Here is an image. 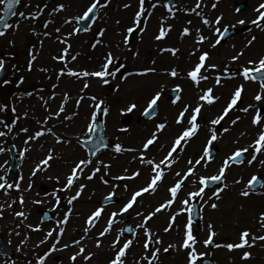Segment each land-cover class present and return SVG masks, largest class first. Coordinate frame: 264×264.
Returning <instances> with one entry per match:
<instances>
[{"label":"bare ground","instance_id":"6f19581e","mask_svg":"<svg viewBox=\"0 0 264 264\" xmlns=\"http://www.w3.org/2000/svg\"><path fill=\"white\" fill-rule=\"evenodd\" d=\"M54 1L56 2L53 3ZM236 1L240 0H225L224 5H228L229 7L230 5H234ZM246 1H248L250 7L248 9L251 12L253 10L251 8V4L254 1ZM177 2V10L175 11V15L171 16L167 11H164L161 6L159 7L157 5L155 9H151L150 4L155 3V0H145V7L149 12H151V15L147 16L146 24L142 20L141 27H144L145 30L143 32H140L139 30L135 31L136 40L134 41L133 45L126 46L123 43L124 36L126 35V29L132 26L134 14L136 12L132 10V7L135 3L134 0H110V3L104 8L103 16H98L90 31L84 35L75 33L70 37L67 36V38V33L72 32L73 30L70 29V23H64L65 20H68L66 14L74 13L75 16H77L79 13V7L85 3L84 0H24L19 12H24L26 16L29 13L36 14L38 10H42V12L41 14L37 15L36 19H31L30 17L24 19L18 16L15 21L13 33L8 38L2 39L3 48L7 54L12 52L18 54L16 67L12 74L18 79V82L15 85L16 92L7 98L6 105H8L9 123H11V121L16 117H19V119L13 126L12 132L8 133L6 137H0V143H7L10 140H14L16 144L18 143L17 145L19 152H24V155L22 156L19 176H9L5 171L0 154V166H3L0 167V176H6V179L9 183H14L19 180L21 176L23 177L22 180H19V190L15 188L9 189L7 195L4 194L3 190H0V205H5L3 208V216L0 217V227H10L11 230L9 232V238L11 240L15 239L16 242V246L14 248V252L16 254L15 261L11 263L0 256V264H33L36 261V254L43 250L49 242L48 237V239L43 244L40 243V241L45 239V236L48 233L46 229L40 227L38 231H32L28 228V225H33L34 227L36 226L37 219L35 215V209L42 203H35V201H38L37 198H39V195L36 193V185L43 181L49 184H52L54 181L59 183L67 173L70 161L74 157L82 155V153L76 147V138L69 134V132H65L62 129V124L60 123L63 122V116L61 117L60 114L59 117L52 116L51 118H48V114H46L48 112L46 109L47 104L50 105V107L56 104L53 101H50V98L55 96L54 95L51 97L53 91L56 93L57 98H55V100L58 102L63 101L61 99L60 93L62 91L68 92L70 97L67 99V102L64 105H69V116L74 119L73 125L71 127L72 132L75 135H80V133L83 132V127L86 125L84 122L86 120L85 114L90 108V102L86 99V95L90 90L93 92L97 91L99 89V84L102 83L101 79L99 80V83L97 79L88 77V81L85 82L89 84V87L84 89V84L82 85V82L77 79L78 77L64 75L57 79L58 71L60 68L64 67V64L59 60L53 59V57L60 55L61 49L66 47V45L59 42L57 37L67 39L71 44L70 52L77 56L76 60L72 64L86 62L84 64V68H86L87 71L92 67L94 68L91 71L99 70V58L101 56L107 55L109 52H111L113 56L117 57V60L127 61L129 62V65L142 66V68L130 72L127 75V78H125L127 83H123L121 88L118 90L115 87L112 88V86H117L116 82H114V78L106 77V79L109 80V83L103 84L105 95H107L105 102L107 106H114V109L112 112H110L109 108H107L108 112L103 118V121L105 128L107 131L109 130L112 135H123L122 133L125 132L121 130L117 123L119 108L115 105H120L122 99L126 95L131 94L133 90H135V95H138L140 98L142 96L140 95L142 90H146L148 87H153L154 84L158 85L159 83L164 82L166 80L165 77H168L165 72L166 69H177L179 76L173 79H176L178 83L184 86V91L196 89L201 90L212 87L213 90H215L214 95L218 97L216 102H219V100L222 101L223 98L227 97V95L234 91L232 88L234 82H241L242 76L238 70L232 72V81L228 80L227 82H222V84L220 83L219 85L214 84L216 83V76L219 75L222 80V75L224 76L226 70L229 71V69L232 68L234 61H225L223 56L220 54L221 49H219L217 45L213 47V43L208 40L210 30L202 23V17H207L201 15L198 16L195 14V12H192L190 9L194 7L191 6V2L189 0H177ZM60 4H63L64 8L58 12L53 11ZM125 4L130 6L125 8ZM184 9H189V11H185ZM201 10H203L202 7L196 11L201 13ZM238 16L240 15H234L231 14L230 11H227L224 13L223 19L221 20L220 25H217V27L229 25V27L232 28H240L242 25L237 24V21L243 19V17ZM46 21L49 22L48 27L44 28ZM188 21H191V24H189ZM245 21L246 24H248L249 20L245 19ZM161 23H163L165 27L168 25H171L172 27L171 30L168 31L165 38L156 40L155 36L158 34ZM184 27H189V35H181ZM57 28L60 29L59 33L56 32ZM197 28L200 29L201 34L207 37V40L200 44L196 43V40H198V34L196 32ZM100 30H104L103 36L99 35ZM45 31L50 33V35L44 36L43 33ZM251 34L252 37L255 36V40H253L251 45H248L245 48V53L249 57L260 58L264 56V30L252 25ZM239 37L240 35L238 38ZM94 44L96 46L92 47ZM162 48H175L177 51L175 55H173L171 52H161L160 49ZM194 49H198V51H200L198 54L205 51V49L210 50V57L212 59H216L215 64L217 65V68L209 69L204 73L208 76V79L201 81L199 87L196 89L193 88L192 83H190L186 76L189 67L193 66L194 64V58L198 55L197 52L193 54ZM30 52H33V54H35L37 57V59L32 62L31 70H29L28 67ZM72 64H68V66ZM147 67H155L157 72L148 73L145 75L139 74L142 69ZM44 68L47 69L46 72L41 71V69ZM21 77H23L22 83H20ZM79 82H81V87L79 86ZM68 84H70V87H68ZM53 85H56V87L53 88ZM245 86L246 89L244 92V97L246 99V104L258 106L257 103L252 102L254 100V94L250 96L252 91L250 84L247 83ZM27 93H31V95L29 96ZM81 96L84 97V99L77 106L75 100ZM45 101H47V104H45ZM217 104L218 103L207 105L204 103L201 116L202 119L201 122H199L202 125L201 128L197 131L195 136L190 138L189 142L184 146L182 151H178V153L173 154V165L168 169L166 176L163 177V180L170 177L177 180L179 177L176 176V168L179 165L187 164L189 160H192V156H196L198 154L202 135L205 134V132H207L209 129L207 117L211 114L212 110L209 107H217ZM12 107L16 108L15 113L11 111ZM166 107L171 109L169 106ZM24 113H27V116H25ZM44 114H46L45 119L40 120V116ZM67 114L68 113H64L63 115ZM45 120H47V122L42 123ZM165 121L166 119L162 120V122ZM185 125L186 122H184L183 125H177L172 124L169 121L164 131L162 130L157 132V137L160 139V141L161 139L165 140L174 138L173 134L176 133L179 128L181 129V127H185ZM241 125V122L237 123L232 130L242 127ZM21 128H27L28 132H21ZM47 128H51L52 132L56 134L53 139L51 138L52 134L48 133V136L46 137L40 136L35 140L29 141L27 144L25 143V140L28 138V136L33 135L38 130ZM0 130L6 131L2 125H0ZM253 131H255L254 128H251L249 133L246 132L243 136L236 138V146L242 148L245 145V147H248L250 143V137L246 138V136H250ZM128 132H130V134H134L135 136H139L143 133L146 134L148 132L152 134L153 132H156V127L153 123L141 124L140 122H137L131 124V128H129ZM57 137H59V142L57 141ZM225 139L226 137L222 135V141ZM120 143H122L121 145L124 147L127 145L124 142ZM223 144H225L224 148H227L229 142ZM49 151L52 152L53 158L49 161L48 167L44 168V170L36 171L35 175H33L32 173L35 170L36 165L45 158L44 156L43 158L39 159V155H46L49 153ZM222 153L223 151H221L219 154ZM137 154L140 155L139 152L130 153L124 151L118 156L109 154L99 158V161H103L105 164L110 165V167L107 169L101 168V171L98 172L96 176L90 181V184L86 189L87 191L85 190V193H83V198L77 201L74 206H72L70 221L68 220L67 222L72 230L68 231L66 239L60 240L61 242L57 244V249L59 250L51 253V255L45 261V264H52V261L54 260H56L54 261V264L55 262L56 264H66V253L62 252L63 250L60 248H62V245L66 243L78 240V238H80L79 241L81 245L85 247L86 252L94 253L92 259L93 261H96L95 264H108L109 259L114 254L111 244L117 233H108L103 237L98 236V233L96 236H94V234L92 235L90 232L85 235L84 231L79 230L81 224H79L78 220H75V218L79 214L78 209L86 211L94 203L92 199H100L106 190H111L112 192L115 191V194L123 192L121 185L126 184L129 181H126V179H115L118 176H123L118 173L115 175V173L118 170L120 172L126 170V168L129 166L143 164L136 157ZM154 161L157 162V158H154ZM218 161V157H216V159L210 165V168H214ZM94 167V164L89 166L91 169ZM208 167L209 166H207V164L206 166L199 165L197 167L198 173L196 175L198 176L208 172ZM138 170L140 175L136 180H134L133 183H137L148 174H152L151 170L146 165L139 166ZM260 170L264 174V168L262 169L260 167ZM105 171L107 172V175L105 176V179L108 181L107 184H105L100 179V176L104 175ZM149 171L151 173H149ZM229 173L231 174V170ZM57 177H59V181H57ZM193 180H197L196 176L191 178V180H185L182 190L186 188V184H189V182ZM29 184L32 185L30 189L28 188ZM226 185L227 187L224 186L223 190H225L224 195L227 196V199L223 203L218 204L217 208H208L209 211L205 212L208 222L216 224L219 223L217 229L220 231V237L224 235L233 236L238 234L239 226L251 229V231L254 232L255 228L257 227V221L250 219L258 208L261 207L264 210L261 199L262 197L260 195H252L250 196L251 198H246L243 200L242 198L240 199L242 196L241 192L243 190L236 187L237 185L233 183V176H229L228 173L226 176ZM163 191L164 185L158 188L152 194V197L145 198L143 196L140 198L134 205V208L131 209L134 213V216H136V211L143 212L146 215L149 211L158 206V204H155L151 207V204H148V202H155L154 200H158V196L162 195ZM55 192L58 193L59 190L56 189ZM21 194L24 197L23 205L19 203V196ZM86 196H88L90 199L86 200ZM12 200H16L17 202L11 207H7V204L11 203ZM61 202H64L65 206L68 205V203L66 204L65 199H63ZM242 203L243 205L241 206ZM116 209L118 208H103V212L97 221L101 229L105 226L106 215L109 216L111 212L117 211ZM175 209L176 204L173 203L172 206L167 210H161V212L153 216L147 224V227L153 229L154 233L161 238L163 243V246L160 247L161 251L159 253V259L157 260V262H160V264H187V250L179 247L185 230V225L181 220V215L179 214L176 216L175 222L173 223L170 231H164V228L170 222V216L175 213ZM17 211H24L27 215V219L25 220L22 217H17L14 214ZM58 212H60V210H58ZM165 214L168 215L167 219L164 216ZM119 218L120 216L117 217L118 224L120 223ZM132 219L136 222H139V217ZM16 221H18L17 224L15 223ZM55 223L56 222L53 224ZM17 225H19V227H17ZM112 230H115V228ZM17 233H19V235ZM110 235L112 237H110ZM81 237L84 238L81 239ZM97 239L101 241L100 247H96ZM21 241H24V243H21ZM169 244L176 245V247L169 249L167 252L163 251V249ZM263 244V242L256 243L254 248L250 251V259L246 262H243L242 264H250L251 259L255 264L264 263L260 258L262 257L260 251H263ZM135 251L136 250H129L125 258L127 260L131 259L133 255L135 260L131 264H136V260L142 255L141 251L137 253ZM240 255L241 254L234 250L229 251L228 249H225L220 255L214 257L224 264H235L239 261ZM258 257L260 260H258ZM83 261L84 260L82 257H77V260L74 264H83ZM126 262L127 261H125V264H127ZM89 264H93V262L91 261Z\"/></svg>","mask_w":264,"mask_h":264},{"label":"snow or ice","instance_id":"6c2138e0","mask_svg":"<svg viewBox=\"0 0 264 264\" xmlns=\"http://www.w3.org/2000/svg\"><path fill=\"white\" fill-rule=\"evenodd\" d=\"M20 3V0H0V6H3V15H0V28L7 29L11 27L7 23V17L12 15H17L15 9L16 5ZM110 3V0H91V2L86 6V9L83 12V15L76 17L75 19L77 21H82L85 24L89 19H93L92 14L95 12V10L99 8H105ZM160 3V0H156L155 3L150 4L151 9H155L157 5ZM130 5L125 4L124 7L128 8ZM46 7V5H45ZM163 7L167 10V12L171 15H175L174 11V5H172L171 0H165ZM202 7V0H196L195 7L190 9L192 12H195L196 15L200 16L201 13L196 11L197 9H200ZM212 7L215 8L216 4L213 3ZM64 8L63 4L58 5L53 11H60ZM185 11H189V9H184ZM237 11H240V9H237ZM254 11L257 13L255 19H252L248 21V23H251L257 28H260L261 30H264V0H261V2L257 5V7L254 9ZM42 10H38L36 14L29 13L27 16L24 12H19V17L27 19H36L37 15L41 14ZM147 13V15H146ZM151 12L148 11V9L145 7V0H138V10L134 14L133 18V24L132 26L128 27L126 29V35L124 36L123 43L125 45L129 44L130 34H133L135 31L139 30L140 32H143L145 30L144 27H141L142 20L146 24L147 22V16H150ZM223 19L222 16H217L214 20H209L207 18L202 17V23L207 26L209 29L213 30L215 34H217V39L213 43V47L221 43V40L223 37L227 34V28H224L222 31L220 27H217V25H220L221 20ZM69 20H65L64 23H69ZM49 22H45L44 28L48 27ZM189 24H191V21H188ZM237 24L245 25L246 21L241 19L237 21ZM171 25H168L167 27L164 26L163 23H161V26L159 28L158 34L155 36L156 40H161L166 37L168 31L171 30ZM80 31L79 28L73 29L72 32L67 33V36H72L76 32ZM56 32L59 33L60 29L57 28ZM196 32L198 34V40H196L197 44L203 43L207 40V37L200 33V29L197 28ZM6 33L4 31H0V36L5 35ZM44 36H49L50 33L45 31ZM104 30H100L99 35L103 36ZM190 29L189 27H184L182 30L181 35H189ZM60 43L66 45L63 49H61V54L58 56H54L53 59L59 60L63 62L64 67L60 68L58 71L57 79H59L61 76L67 75L71 77H97L101 79V82L103 84H108L109 80L106 79V77H112L115 78L118 73H121V70L125 67L123 64H116L117 57L113 56L111 52H109L104 60L105 62L101 65L99 70L96 71H87V70H74L73 68L68 67L69 63V57L71 61H75L77 56L72 54L70 52L71 44L67 39L57 37ZM253 40H255V36L252 37L251 40L248 41V44L251 45ZM42 43V42H41ZM96 45H92V47H95ZM161 52H171L173 55H175L177 49L175 48H162L160 49ZM197 49L193 50V54ZM242 55V53H241ZM30 59H29V70H31L32 62L37 59L36 55L33 54V52L29 53ZM209 57V53L207 51L201 52V54L198 56V59L196 62H194L193 66L190 70L187 71L186 76L188 79H190L193 83L194 87H199L201 81L207 80L208 76L204 73L207 72L209 69H215L217 68L216 64H207L206 60ZM238 56H233L232 60H236ZM248 65L246 67H243L240 75L243 77L246 81H253L257 82L260 89H264V56L260 57L258 60H249ZM5 67V62L0 59V70H3ZM203 70V71H202ZM41 71H47L46 68L41 69ZM157 69L155 67H147L140 71L139 74L145 75L148 73H156ZM166 74L171 77H178L179 73L176 68L166 69ZM23 82V77L20 78V83ZM4 83H8V81H5ZM221 83V77L219 75L216 76V84L219 85ZM56 85H53V88H55ZM84 89H87L89 87V84L87 82L83 85ZM244 86L241 84L237 86L234 90V92L231 94L230 99L226 106L222 109V112L220 115H218L216 118L209 121V125H219L221 121L224 120L226 116H228L229 112L234 109V107L237 105L238 101L241 98L242 92H243ZM173 91L176 93L175 97L171 100L172 104H176L178 102L182 101L181 92L183 91L180 84H176L173 88ZM164 89L163 86L160 87L159 90L155 91L150 98L147 101V107L144 109V115H155V109L158 107V102L161 100V97L163 95ZM27 95H31V93H27ZM55 93H53V96ZM43 99V98H42ZM68 94H64V102L61 103V105L58 108V111L56 112H49L48 118H51L52 116L59 117L60 113H63L65 111L64 104L67 102ZM84 99V97H80L77 99L76 104L77 106L80 104V102ZM92 101H96L97 97L92 96L90 97ZM218 97L213 94V88L208 87L206 89H201L200 95L197 97V102L193 104L189 103H183L182 108L178 111L176 117H175V123L177 125H183L185 120L187 121L186 127H181V129L175 134V138L172 141L171 145L169 146V149L167 151V154L161 159L158 163L154 161V159H145L144 158V150H149L150 146L154 145V143L157 141V132L162 131L165 129L167 122L158 123L156 125V132H153L150 136V138H147L143 144H142V150L140 151V161L143 164H147L150 166V170L152 172V175L149 178V181L146 183L145 186L139 188L138 190L131 193L130 198L127 199L126 202H124L117 211H113L109 214V217L106 221V227L102 231H100L99 236L103 237L106 234L110 233L112 230V227L115 223H117V217L129 213L130 209L134 208V205L138 202V198L142 196L144 193L148 192H155L158 186V182L162 181L165 170L169 168L173 162V154L178 153V151H182L184 146L189 142L190 138L195 136L197 134V131L201 128V124L198 123V117L201 114L202 108L204 106L203 103L212 104L215 100H217ZM255 101H262L264 100V92H257L254 96ZM103 101H100L99 103L94 104V109H100L101 104ZM45 104H47V101H45ZM136 107L135 104L130 105L126 110L131 112ZM264 107V106H262ZM8 108V105H0V112L5 111ZM253 110V116L251 123L253 126L258 127L260 130L257 133L256 137L252 141L251 144L248 145V147H242L237 148L233 153L230 155H227L224 160L222 161V164L219 168V171L215 175L211 176H200L197 180L192 181V185L194 190L187 192L186 196L187 198L180 201L182 207L179 209V211L173 213L169 220V224L164 228L165 232L170 231V229L173 226V223L175 222L176 216L180 214V212H187L188 219L187 223L185 224V230L183 233V238L181 243L179 244L180 248L186 249V257H187V264H198V261L206 256V253L197 252L195 245L198 243L197 237L193 233L192 229V213L195 211L193 207H191V201L197 197L201 198L203 200L204 194H205V188L208 187L210 183H214L217 181H221L225 177L226 170L231 166V163H240L243 164L245 161L241 159V156H243L245 153H248V157H246L247 164L252 165L253 162L258 161V156L264 155V111H262L261 107H256L253 104H249L246 107L242 108L241 111L244 113H248L249 110ZM11 111L13 113L16 112V108L12 107ZM103 113L107 115L108 109L103 108ZM25 116H27V113H24ZM68 119L69 117H65ZM19 117H16L11 121V123H5L3 120H0V125L3 126L6 131L0 130V137H6L8 133L12 132L13 126L16 124ZM240 120V117L237 116L235 119H230L231 124L235 125L237 121ZM47 120L43 121L42 123H46ZM21 132H28L27 128H21ZM45 131L48 133H51L53 136L56 134L52 132L51 128L47 129H41L36 131L33 135L28 136V138L25 140V143L27 144L31 140H35L38 137L45 134ZM98 131V124H97V112L94 110L92 113H90V119L89 122L86 125L85 129V137L80 138L79 142L81 145H85L88 143L92 144L93 149L98 148H106L108 145L104 142V137H101L99 141L93 140V134L97 133ZM210 136L208 137L205 146L202 149V154L199 155L198 158L193 160H189L188 164L190 165L187 168V171L181 175V173L177 172L176 176L179 177L171 187H169L168 192L170 193V198L167 199L165 202L160 203L158 206H156L153 210L149 211L146 215L143 212L136 211V216L142 217V222L140 224H137V228H143L144 229V243H143V253L140 259L136 260V264H142V261L145 262V264H155V261L159 259V253L161 251V248L157 245H160L162 243L161 238L156 235L155 233H151L150 229L146 227V223L151 220L153 216H155L157 213L161 212V210H167L172 206V204L176 201V198L178 194L181 192L184 181L189 177L194 175L195 173V166L202 165V162H204V165L213 159L214 157L211 154V149L214 147V141L217 140V132L214 128L209 127L208 129ZM225 132L228 131L227 128L224 129ZM57 141L59 142V137H57ZM163 147V146H161ZM251 150V151H250ZM26 151V150H25ZM114 151L116 153H121L124 151H137V149L133 148H125L120 143H116L114 145ZM5 148L0 147V153H4ZM21 156L24 155V152L20 153ZM92 156L96 155V151L93 150L91 153ZM52 152L49 151L48 155L41 160L37 165L35 170L33 171V175H35L36 171L38 170H44V168L48 167L49 161L52 159ZM7 164V161L5 162ZM92 161L90 159H80L78 162L74 164V166L71 168L70 173L66 176L65 183L63 185V188L60 189V191L71 189L74 181L78 180L80 178V174L84 172V169L91 164ZM259 164L264 165V160H259ZM43 166V167H42ZM3 167V166H0ZM110 165L105 164L103 161H98L97 166H95L91 173L86 177L88 180L93 179V177L96 176L98 172L101 171V168L107 169ZM127 171V170H125ZM107 175V172L105 171L104 175L100 176L101 181H103L105 184L108 183V181L105 179V176ZM139 171L133 172L131 176H118L115 179L118 180H124V179H132L136 176H139ZM23 177L21 176L19 180H22ZM19 180H17L14 183H9L6 179V176H0V190L4 191V194H8V190L15 188L17 190L20 189V183ZM57 181H59V177H57ZM236 183H239L240 181H235ZM199 185V187H196ZM257 185H261L264 187V181H262L257 175L253 174L250 179L247 180V183L245 185V190L241 192L242 196H249L251 190H255ZM32 187L31 184L28 185V188L30 189ZM125 190H127V185H124ZM227 187V185H225ZM85 188L84 184H80L78 190L76 191L75 195L68 198L67 203L71 205L73 201H75L82 193L83 189ZM115 188V186H114ZM223 189H218L216 192L212 193V196L208 199L211 200L212 197H215L217 200L220 199L219 192ZM56 199L57 205L60 203V196L56 194L54 191L51 193ZM115 195V191L109 193V196L107 199H111L112 196ZM17 201L12 200L11 203L7 204V207H11L13 204H15ZM19 203L21 205L24 204V197L21 194L19 196ZM35 203H40V201H35ZM204 203H207V201H204ZM5 205H0V217L3 216V208ZM211 208L215 209L218 207L217 204L212 203L210 205ZM103 212V209L98 207L93 212H91L90 215H88L86 219V224L88 225L84 229L85 235L89 232L91 227L95 226L96 221L99 220L101 213ZM72 213V209L69 208L68 211L65 213L64 218L57 223L59 225L66 224L68 222V218ZM17 217H22L25 220L27 219V215L24 211H17L14 213ZM257 223L259 226L264 229V213H260L259 217L257 218ZM19 227V225H17ZM28 228L32 231H38L39 225H36L35 227L33 225H28ZM127 231H132L131 228L126 229ZM208 236L205 240H203V245L205 247H208L209 245L213 244V237L216 235L215 231L213 230L212 224L208 225ZM56 231L55 229L49 230L47 235L45 236V239L40 241L41 244H43L48 237H52L53 232ZM64 228L60 227L58 235L56 237V242L51 245V248L45 252L43 255L38 256L37 258V264H45V261L47 258L51 255V253L58 251L57 244H59L60 239L59 237L63 234ZM19 235V233H17ZM84 237H81L83 239ZM257 241H264V234H254L251 229L245 228L243 229L238 236V241L226 243L223 245V247H226L229 251H232L234 249H243V248H251L256 244ZM21 243H24V241H21ZM73 244L78 245V251L73 253L69 259L73 262L77 260V257H82L84 261H90L92 257L94 256L93 252H86V249L83 245H81L79 240L72 241ZM133 241L130 239H125L121 241V234L118 233L117 236L113 239L111 247L113 249V256L109 259L108 264H125V258L127 256V250L131 247ZM101 241L99 239L96 240V247H100ZM216 247H221V245L216 244ZM63 248L70 247L69 244H64L62 246ZM176 245L169 244L166 248L163 249V251L167 252L169 249L175 248ZM19 250V249H18ZM251 257V253L249 251H244L242 253L241 259L247 260Z\"/></svg>","mask_w":264,"mask_h":264},{"label":"rangeland","instance_id":"374dc122","mask_svg":"<svg viewBox=\"0 0 264 264\" xmlns=\"http://www.w3.org/2000/svg\"><path fill=\"white\" fill-rule=\"evenodd\" d=\"M84 1H85V3L79 7V13H78L77 16H75L74 13H68V14H66V17H68V20L70 21L69 22L70 23V29H72V30L77 28V20L75 18L78 17V16L83 15V12L86 9V6L91 2V0H84ZM172 1H173V5H174V11H176L177 10V3L178 2H177V0H172ZM189 1L191 2V6L192 7H195L196 0H189ZM224 1L225 0H202V9L203 10H201L202 11L201 12V16H206L208 19L214 20L217 16H222L223 17L224 13H226L227 11H230L231 14H234V15L238 14V15H240L238 17H243L244 20L247 19V20L250 21L252 19H255L257 13L254 11V9L261 2V0H253L254 2H252V4H251L252 5L251 8L253 10L250 12V10L248 9L250 7H249V4H248V1H246V0L236 1L234 5H230L229 7H228V5H224ZM23 2H24V0H20L19 6H18L17 11H16L17 15H15L14 18L9 22V25H11V27H9V28H7V29L4 30V32L6 33L5 35L0 36V51L2 53V58L8 62V73H7V76L5 77V79L3 80V82L0 83V105H6L7 98L10 95L15 94V92H16L15 85L18 82V79L16 77H14L12 74H13V71L15 70V67H16V61H17V58H18V54H15L13 52L7 54V52H5V50L3 48L2 39L3 38H8L13 33L14 27H15V21H16L17 17L19 16V11L21 10V7H22ZM55 2L56 1H54L53 3H55ZM134 2L135 3H134V6L132 7V10L137 11L138 10V0H134ZM155 2H156V0H155ZM164 2H165V0H160V3L158 4V6L159 7L161 6L164 11H167L163 7ZM213 3L216 4V7L215 8L212 7V4ZM237 9H240V11H237ZM103 13H104V8H99L98 7L95 21L97 20L98 16L99 17H102L103 16ZM0 15H1V6H0ZM71 15H73V16H71ZM251 26H252L251 23L242 25V26H240V28H232V27H229V25H225L223 27L222 26H218V27L221 28L222 31L224 30V28H227V31L228 32H233L232 35L229 36L225 41H221V43L217 45V47L219 49H221L220 54L223 56V59L225 61H234V64L232 65V68L229 69V71L226 70V73H225L224 76L222 75L223 79L221 80V84H222V82H227L228 80L229 81H232L233 80L232 79V75H233L232 72L238 71V70H239V72H241V70H242L243 67L249 66L248 65V61L249 60H258L259 59V58H256V57H249L245 53V48L249 45L248 44V41L252 39ZM89 30H87L85 32L78 31L76 33L81 34V35H84ZM209 30H210V35H209L208 40L211 43H214V41L217 39V34H215L213 30H211V29H209ZM239 35H240V37L238 38ZM66 38H67V35H66ZM135 40H136V33L134 32L133 34H130L129 44H127L126 46L133 45V43H134ZM205 51H207L209 53V57L206 60V65L207 64H215L216 63V59H212L210 57L211 51L208 50V49H205ZM196 52L198 54V52H200V51H198V49H197ZM241 53H242V55H241ZM200 54L201 53H199L196 56L197 58L196 57L194 58V62L197 61L198 56ZM54 55H57V54H54ZM105 56H101L99 58V69H100L101 65L105 62V60H104ZM233 56H238V58L236 60H232V57ZM72 63H74V61H71L69 59V63L68 64H72ZM85 63L84 62H81L79 64H72V65H69L68 67L73 68L74 70H87L86 68H84L85 67L84 66ZM116 64L117 65L123 64L125 66L121 70V73H118L117 76L114 78V82H116V85L117 86H112V88L115 87V88H117V90L119 88H121V86L123 85V83H127V81H125V78H127V76H126L127 74H129L133 70L142 68V66H139V65H129V62H127V61H121V60H116ZM191 67H189V70L191 69ZM93 68L94 67L90 68L88 71L91 72V70ZM87 78L88 77H79L77 79L80 80L82 82V85H83L85 83V81H88ZM92 78L97 79V81L100 80V78H96V77H92ZM173 78L174 77H171V76L168 75V77H165L166 80L164 82H161L158 85H155L154 84L153 87H148V89L142 90V92L140 93V95H142V96L140 98L138 97V95H135V90H133L131 92V94L126 95L122 99L120 105H115V106H117L119 108L118 109V119H117V123L120 126L121 130H123L125 132L122 133L123 135H112L109 130L107 131V129L104 128V130H105V136L110 140V149H113V152L110 151L112 154H114V153L116 154V152L114 151V145L116 143H120V142H124V143L127 144L125 148H133V149H137V150H140L141 151V148H142V146L140 145L141 142H144V139L145 138H150L149 136H151V134L148 132L146 134L143 133V134H141L139 136H135L134 134H130V132H128V130H129V128H131V124H133V123L141 122V124H143L142 121L139 120L140 112L147 105V101L150 98V96L155 91L159 90L161 86H163L164 92H163V95L161 97V100L159 101V102L162 101L163 103L161 102V108H160V110L158 111V113L156 115L157 118L158 117L159 118L158 119L156 118L157 120L153 118L154 119L153 121L151 120L150 122H144V123H146V124L153 123L155 127H156V125L158 123H160V122L162 123V120H164L163 117L164 116L166 117L165 112H164V107L169 106V104L167 103L169 100L167 102L165 101V99H166V96H165L166 91H168L170 89H173L176 84H180V83L177 82L176 79H173ZM188 80L190 81V83H192V81L190 79H188ZM5 81H8V83H4ZM81 82H79V86L80 87H81V85H80ZM99 83H100V81H99ZM247 83H249L250 86H251V88H252V91L250 93V96L252 94H254L253 96H255V94L257 92H264V89H260L259 88V85H258L257 82H253V81H250V80L249 81H246V80L243 79V77L241 78V82H234L233 83V85H232V88L233 89H235L237 86H239L241 84L244 86V89H243V92H242V95H241L240 100L238 101V103L234 107V109L229 112L228 116H226L224 118V120L221 121V123L219 125H211V127L214 128L216 130V132H217V137L218 138L216 140V144L219 147V153L221 151H223V153L222 154H219L220 156L219 155L218 156L216 155L218 157V160L219 161L217 162V164H216V166L214 168H211V171H210V173H209L208 176L215 175L219 171V168H220V166H221L222 161L224 160V158L227 155H230L231 153H233L235 151V148H237V146H236L237 139L236 138H238V136H241V135L245 134L246 132L249 133L250 130H251V128L254 127L252 125V123H251L252 116H253V110L250 109L248 113H244L243 111H241L242 108H244V107H246L248 105V104H246V99L244 97L245 96V93L244 92H245V89H246V86L245 85ZM100 84H99V89L97 91L93 92V91L90 90L88 92V94L86 95V99L90 102V108H89V110L85 114V119L86 120L84 122H86V121L89 122L90 113H92L94 110L96 111V109H94V104L95 103H99L100 101H103V103L101 104V109H103V108H109L110 112H112L113 109H114V106H112V107L107 106V104L105 102V100L107 98V95H105L103 83H100ZM214 84H216V83H214ZM192 85H193V83H192ZM68 87H70V84H68ZM181 87H182V89L184 88L183 85H181ZM253 87H256V88H253ZM140 89H141V87H140ZM214 92H215V90H213V94H214ZM233 92L234 91H232L229 95H227V97L223 98L222 101L221 100H219V102L214 101V103L210 104V105H213V104L218 103L217 104V107L216 106L209 107V108L212 109V114H211L209 120H212V119L216 118L218 115L221 114L222 109L226 106V104L229 101V96H231V94ZM53 93H54V91H53ZM53 93H52L51 97L53 96ZM65 93L68 94V92H65V91H62L60 93L61 94V99L63 100L62 102H64V94ZM181 95H185L187 97V98H184L182 100L184 103H189V104H193L194 105L197 102V97L200 95V91L199 92L196 91V93H188V92H185L183 90V93L181 92ZM92 96L97 97V100L96 101H92L90 99V97H92ZM69 97L70 96L68 94V98ZM55 98H57L56 97V93H55V96L54 97L50 98V101H53L56 104H54L51 107H50V105L47 104V108L46 109H47L48 112L46 114H49V112H56V111H58V108H59V106L61 105L62 102L56 101ZM77 99L76 100L74 99V100L77 101ZM183 102H181V103H183ZM252 102L253 103H257L258 105L260 104L259 106H256V107H261L262 110L264 109V107H262V106H264V100L259 101V102L253 100ZM201 103H204V102H201ZM132 104H135L136 107L131 112L127 111L126 109L130 105H132ZM64 108H65V111L63 113H60L61 114V117L63 116L62 117L63 118V122L60 123V124H62V129L65 132L66 131L69 132V134H71L72 136H74L76 138L75 139L76 144H77L76 146L82 151L81 147L79 146V143H80L79 142V139L85 137V129H86V126L83 127V129H82L83 132H81L80 135L79 134L78 135H75L72 132V128H71L72 125H73V120L74 119H72L69 116L70 107L67 104V106L64 105ZM176 112H177V110L175 109L173 115H175ZM64 113H68V114L67 115H63ZM125 113H130L131 114L130 115V121H131V123L128 126H124L121 123V118H122V116ZM46 114L40 116V118H41L40 120H44L45 117H46ZM66 116L69 117V118L66 119L65 118ZM237 116H239V117L242 116L243 117V120H242L243 122H242V125H241L242 127H239V129H237L233 133L232 132L229 133V132L220 131V130H223V128L225 129V127L231 123L230 122V119H234ZM7 119H9V111H8V108L5 111L0 112V120H3L5 123H9V121ZM171 123L172 124H176L175 121L174 122H171ZM246 124H248V125H246ZM166 127H167V124H166ZM166 127H165V129H166ZM178 130L176 131V133L178 132ZM163 131H164V129H163ZM176 133H174V135ZM257 133L258 132H256L255 134L253 133L252 137H250V140H249L250 143H252V141L256 137ZM222 135H224L226 137V139L224 140L225 142L222 141ZM44 136L45 137L48 136V132L47 131H45ZM207 136L209 137L210 136V133H205L202 136V141ZM53 137L54 136L52 135L51 138L53 139ZM167 141H166L167 142L166 147L169 145V143L172 140L169 139ZM227 142H229V145H228L227 148H224L225 147V144H223V143H227ZM17 144H16V142L14 140L13 141L10 140L7 143L6 142L0 143V147H4L5 148V152L4 153H0V154H1V159H2V162H3V166L5 167V171H6V173L9 176H12V175L19 176V174H20L19 168H20V165H21V155H20L19 148H18V145ZM120 144H122V143H120ZM11 146L15 150V157L19 160V166L14 171H11V169H10V160H11L10 159V147ZM139 147H140V149H138ZM103 155H102V157H103ZM44 156L46 157L47 154L46 155L41 154V155H39L38 158L41 159ZM87 159H89V158H87ZM75 160H77V158H74L72 160L70 166L75 162ZM259 160H264V155L258 156V161ZM6 161H7V164L5 163ZM92 161H94V162H92V164H89V165H93L94 164V166H97V162L99 161V157H98V159H96V160L94 159ZM252 165H258V167L261 166V164H259L257 162H253ZM70 166H68L67 173H66L67 175L69 173L68 170H69V167ZM185 168H187V166H181L179 168V171L178 172L179 173H182V172L184 173L183 170H185ZM92 169L89 168L87 170V173L90 174L91 171H92ZM130 171H131V169H130ZM185 171H187V170H185ZM253 172L254 171L245 172L243 174L244 175L243 176V179L247 178L248 174H250V173L252 174ZM169 181H171L172 184L174 182V180L173 181L172 180H169ZM235 181H237V179H235ZM224 183L225 182H223V184L221 185V188L220 189H222V186H224ZM62 185H63V182L62 181L60 183H57L56 181H54L52 184H49V183H46L45 181H43V182H40V183H38L36 185V193L39 195V198H37V200L40 201V203L42 202L35 209V215H36V219H37L36 220V225H39V228L42 227L43 229H46L47 231L53 230V229L56 230V231L53 232L52 237H49V242L44 247V249L41 250V251H39L36 254L37 258H38V256L43 255L45 252H47L51 248V245L56 242V237L58 235V232H59V228L60 227H63L64 228L63 234L59 237L60 240L66 239L67 238L68 231L69 230H72L69 227V224L68 223L67 224H63V225H59L57 223L58 221L62 220V218L64 217L65 213L68 211V209L69 208L72 209V206H74L75 203H77V202H74L71 205L68 204L67 206H65L64 205V202H61L62 201V197L63 198L65 197V202L67 204L68 198H70L74 194L73 193L74 192V189H71V191L69 192L70 194H68L66 190L61 191V193L60 192L59 193H56L61 198L59 205H57L56 199H55V197L53 195H51V193H53L54 190L56 191V189H58V188L61 189L62 188L61 187ZM121 188H123V187H121ZM138 188H140V187H138ZM86 189H84V191ZM130 190H132V188H130ZM192 190H194V188H191V189L190 188H186L184 190V192L181 194V197L179 198V200L176 201V209H175V212L179 211V209L182 207V205L180 203V201H181L180 199L182 198V200H183V199L187 198V196H186L187 192L192 191ZM217 190L218 189H214L211 193H206L205 192L204 197H203V200H202V203H201V206H200L203 214H205L206 211H209L208 208H211L210 205L212 203H215V204L218 205L220 203H223L227 199V196L224 195L225 190H222V191L219 192L220 199L217 200L215 197H212V199L209 200L208 198L211 197L212 196V193L213 192H216ZM111 192H112L111 190H106L103 193L104 195H102V197H100V199L99 198H96V199L93 198L92 201L94 203L86 211H84L82 209L81 210L78 209L79 210V214L75 218V220H78V223L81 224L80 229H79L80 231H84L85 227L88 226L85 223V218H87L88 215H90L91 212H93L96 208H98V207H100V208H106V209H108V207L109 208L110 207H117L118 208L119 206H121L123 204V200H125V198L121 202H119L117 204H111V205H108V206H105V207L104 206H101L100 205L101 200L103 198H105L106 196L108 197L109 196V193H111ZM123 192H124V188H123ZM123 192L122 193H118V194L112 196V198H114L115 196H122V195L124 196ZM130 192L131 191H129V193ZM150 193H152V192H148L149 195H147V196L152 197V194L150 195ZM158 198H162V199L155 200L156 202H153V203H151L152 201H149L148 204H151L150 206L152 207L155 204L163 203V202H165L167 200V198H170V193L168 192L167 189L164 188L163 194L162 195H159ZM88 199H90V198L88 196H86V200H88ZM204 201H207V203H204ZM45 210H49V211L52 212L53 218H55V222H56L53 226H51L50 223L48 224L47 222H43L42 221L41 211H45ZM58 210H60V212H58ZM128 214H129V219L128 220H131L132 223L130 221L129 222L131 223L133 229H135V232H136L135 238L133 237L132 239H130V240L133 241V243H132L131 247L128 250H133V251L136 250L135 251L136 253L137 252H140V251L143 253V251H144V249H143V243H144V235H143V233H144V229L143 228H137L136 227L137 224H140L142 222L141 221V217H139V222H136L132 218H135L136 219L138 217L134 216L133 211H131V212L125 214V216L123 218H125ZM180 215H182L181 216L182 222L183 223H187V219H188V215L189 214L187 212H180ZM164 216L167 219V216L168 215L165 214ZM126 218H128V217H126ZM105 219H106V217H105ZM69 221H70V218H69ZM15 223L17 224L18 221H16ZM147 224H148V222L146 223V227H147ZM100 229H101V227H99V226L96 227V228H92L91 227L90 230H89V232L92 235L94 234V236H96L97 233L99 234ZM192 229H193L194 235L197 236L196 227L194 228L193 224H192ZM10 230H11L10 227H7V228L6 227L5 228L0 227V238L4 242L7 243V245L11 248L13 254H12L11 257H7V256H5V254H3L0 251V256L2 258H4L5 260L13 263L15 261V259H16V254L14 252V248L16 246V242H15V239L11 240L9 238V232H10ZM213 230L216 233V235H215L216 240L219 243H221V247H218L217 249L215 248L211 252H202V253H206L207 254L206 256L207 257H210L215 262V264H224L221 261H219L217 258H215L214 256L220 255L225 249H227L226 247H223V245L226 244V243H231V242L229 241V239L227 237L222 238V237L218 236V230H217L216 227L213 226ZM91 231H93V232H91ZM150 231H151V233H154L153 229H151ZM110 233H112V231ZM201 238H202V240L203 239L205 240L207 238L206 235H205V232H204V234H202ZM79 239L80 238H78V240ZM66 244H69L70 247H68L66 250H65V248L63 250L62 249L63 247L60 248V249L63 250L62 252L66 253L65 254L66 255V259H67V262L69 263V261L71 262V260L69 259V257L73 253H75V252L78 251V247L79 246L76 245V244H73L72 242L66 243ZM157 246L158 247H161V246H163V243H161L160 245H157ZM237 253H239L241 255L239 256V261L237 263H235V264H242L243 262H246V261H248L250 259V258L247 259V260L241 259V256H242V253H243L242 251H239ZM252 253H254V252H252ZM260 253L262 254V257H260V258L264 262V251H260ZM141 256H140V258H141ZM260 258L258 257V260H260ZM134 260H135V258H134L133 255H132L131 259H128V260L125 259V261H127L126 262L127 264H131ZM200 260L198 261V264H201ZM54 261H56V260H54ZM54 261H52V264H54ZM91 261L93 262V264L96 263V261H93V259H92V260L87 261V262L86 261H83V264H89ZM33 264H37V259H36V261ZM55 264H56V262H55ZM142 264H145V262L142 261ZM155 264H160V262L155 261ZM250 264H255V263L252 262V259H251ZM262 264H264V263H262Z\"/></svg>","mask_w":264,"mask_h":264},{"label":"water","instance_id":"95a60500","mask_svg":"<svg viewBox=\"0 0 264 264\" xmlns=\"http://www.w3.org/2000/svg\"><path fill=\"white\" fill-rule=\"evenodd\" d=\"M12 15H10V16H8L7 17V20L9 19V17H11ZM2 28H0V30H1ZM4 73H5V70L4 71H2V73H1V76H0V79L4 76ZM96 136V135H95ZM95 139H99V136L97 135L96 137H95Z\"/></svg>","mask_w":264,"mask_h":264},{"label":"flooded vegetation","instance_id":"af4514ba","mask_svg":"<svg viewBox=\"0 0 264 264\" xmlns=\"http://www.w3.org/2000/svg\"><path fill=\"white\" fill-rule=\"evenodd\" d=\"M254 220H256V218Z\"/></svg>","mask_w":264,"mask_h":264}]
</instances>
